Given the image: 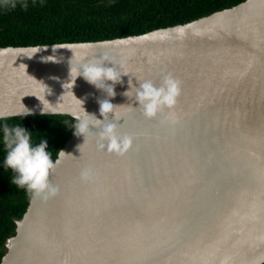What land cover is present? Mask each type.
<instances>
[{"label": "water", "instance_id": "95a60500", "mask_svg": "<svg viewBox=\"0 0 264 264\" xmlns=\"http://www.w3.org/2000/svg\"><path fill=\"white\" fill-rule=\"evenodd\" d=\"M92 61L122 73L113 97L73 73ZM169 72L175 122L161 123L167 109L146 119L135 87ZM103 99L133 138L122 156L98 147L88 114L103 120ZM25 107L89 131L74 128L50 174L57 195L29 199L0 264L264 263V0L138 35L0 47V119Z\"/></svg>", "mask_w": 264, "mask_h": 264}, {"label": "trees", "instance_id": "16d2710c", "mask_svg": "<svg viewBox=\"0 0 264 264\" xmlns=\"http://www.w3.org/2000/svg\"><path fill=\"white\" fill-rule=\"evenodd\" d=\"M243 0H22L0 5V47L99 41L138 35L189 22ZM20 125L32 133L33 145L47 141L53 161L71 136L76 121L67 115H26L0 119V258L15 220L31 198L12 184L17 173L4 166L3 126ZM264 264V263H263Z\"/></svg>", "mask_w": 264, "mask_h": 264}, {"label": "clouds", "instance_id": "9594fccd", "mask_svg": "<svg viewBox=\"0 0 264 264\" xmlns=\"http://www.w3.org/2000/svg\"><path fill=\"white\" fill-rule=\"evenodd\" d=\"M17 2L18 0H0V5L14 9L17 6ZM20 6L23 9L28 8V4L22 2V0ZM72 71L76 74V77H83L85 81L97 89L106 90L109 97L115 95L114 86L120 83L122 76V73L115 67L106 66L102 61L84 63L79 69L73 68ZM49 79L53 81L59 80L56 76H50ZM107 81L112 83H105ZM181 83L171 72L162 76L159 86L151 79L139 82V87H135V101L138 103V109L141 110L142 115L146 119H153L167 109L169 110V115L165 116L161 123L168 121L174 123L175 117L171 110L175 108L177 99L181 94ZM52 91L49 87V94ZM123 95L129 97V91L124 92ZM98 103L99 113L103 120L88 114L95 120L96 125L100 126V130L97 133L99 138L98 147L101 149L106 148L107 152L122 156L131 147L133 138L128 134H119L117 124L109 120L108 114L113 112L115 106L108 99L99 100ZM31 114L32 111L25 107L23 116ZM0 118H3V113H0ZM74 127L76 135L77 133L83 135L89 131V122L81 120ZM3 132V141L6 149L4 166L17 173L11 183L24 189L33 200L44 201L57 195L58 187L50 182V174L60 163V159L57 158L55 162L53 161L51 153L47 151V141L41 140L40 143L33 145L32 133H29L20 125L10 127L5 124ZM103 141L107 143L105 144ZM58 154L59 157L66 155L63 150H59ZM80 178L82 181H91L96 177L92 168L86 166L82 169Z\"/></svg>", "mask_w": 264, "mask_h": 264}, {"label": "flooded vegetation", "instance_id": "af4514ba", "mask_svg": "<svg viewBox=\"0 0 264 264\" xmlns=\"http://www.w3.org/2000/svg\"><path fill=\"white\" fill-rule=\"evenodd\" d=\"M6 251V250H5ZM4 254V253H3Z\"/></svg>", "mask_w": 264, "mask_h": 264}]
</instances>
